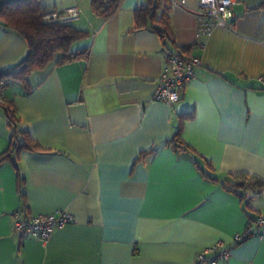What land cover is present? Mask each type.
<instances>
[{"label":"crops","instance_id":"obj_1","mask_svg":"<svg viewBox=\"0 0 264 264\" xmlns=\"http://www.w3.org/2000/svg\"><path fill=\"white\" fill-rule=\"evenodd\" d=\"M175 1L154 9L167 39L134 28L135 10L156 0H122L107 20L90 0H42L49 11L80 8L71 23L85 35L69 52H86L64 62L57 52L26 88L3 89L14 127L39 148L12 147L0 161V264H192L217 242L229 257L203 264H264V235L233 240L264 213V0H234L231 27L202 45L196 0ZM167 50L201 59L173 104L152 98ZM26 53L19 33L0 27V70ZM182 114H192L187 147L175 149ZM14 127L0 105V154ZM17 209L73 220L43 242L13 232Z\"/></svg>","mask_w":264,"mask_h":264},{"label":"trees","instance_id":"obj_2","mask_svg":"<svg viewBox=\"0 0 264 264\" xmlns=\"http://www.w3.org/2000/svg\"><path fill=\"white\" fill-rule=\"evenodd\" d=\"M122 0H90L92 11L103 20L111 18L119 8ZM159 5L158 0L149 5L137 8L134 13V28L149 26L161 36L171 38L166 18L155 16L154 9ZM49 10L44 7L42 0H0V27L17 31L27 43V53L16 64L0 70V105L7 113L11 126H15L16 118L7 102L2 100L3 89L14 82H19L26 88L25 77L31 71L43 67L57 52H63L62 61H70L84 56L86 51L69 52L73 42L82 38L85 32L76 29L71 22H47L44 13ZM180 51V50H179ZM182 52V51H180ZM192 114L179 116V125L169 140L175 149L187 147L181 139L182 122ZM13 137L7 151L0 154V161L8 157L12 147L29 149L39 148L34 139L26 131L13 128ZM22 135L24 142L17 144V135ZM31 138V139H30ZM15 143V144H14ZM24 183L19 177V185Z\"/></svg>","mask_w":264,"mask_h":264},{"label":"built area","instance_id":"obj_3","mask_svg":"<svg viewBox=\"0 0 264 264\" xmlns=\"http://www.w3.org/2000/svg\"><path fill=\"white\" fill-rule=\"evenodd\" d=\"M185 0L175 1L183 5ZM198 11L195 14V30L197 40L209 37L216 27H231L232 5L234 0H196ZM80 16V8L71 5L62 10L48 11L42 16L47 22H72ZM164 38H166L164 36ZM202 45V42H200ZM201 64L196 55H184L180 51L165 52V66L159 81L153 90L152 98L169 104L180 100L181 92L195 76V69ZM13 232L20 237L30 236L43 242L47 241L53 231L73 220L70 213L57 210L50 214H26L22 210H14L11 214ZM255 233L264 235V213H259L253 220L247 222L245 227L234 234L235 242H242ZM229 251L223 247L222 242L214 243L202 249L192 264L214 263L227 259Z\"/></svg>","mask_w":264,"mask_h":264}]
</instances>
